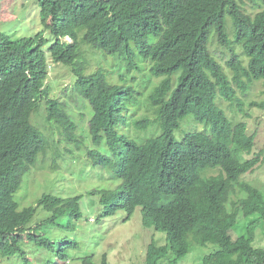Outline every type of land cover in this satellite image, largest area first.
Listing matches in <instances>:
<instances>
[{
    "label": "trees",
    "instance_id": "trees-1",
    "mask_svg": "<svg viewBox=\"0 0 264 264\" xmlns=\"http://www.w3.org/2000/svg\"><path fill=\"white\" fill-rule=\"evenodd\" d=\"M37 3L44 29L17 38L0 31V257L34 264V256L44 253L42 264H56L67 261V249L78 245L65 238L52 240L44 227H71L81 216L80 195L42 193L36 206L22 208L14 195L48 149L56 162L64 152L56 147L79 143L77 120L70 111L83 100L89 106L92 142L104 140L110 152L92 150L88 155L120 180L115 188L89 191L103 207L96 221L119 209L129 218L140 207L142 225L165 234V244L153 240L147 245L143 264L165 258L178 264L193 246L209 243L217 248L202 256L200 264H264V248L254 245L257 229L264 235V190L244 178L264 158L261 151L253 152L255 135L246 127L250 112L242 98L251 83H264V0ZM244 3L263 8L250 15ZM46 30L50 39L44 36ZM213 40L229 56V73L210 49ZM85 51L106 59L114 55L124 71L116 77L101 65L87 70ZM49 63L69 67L73 85L66 99L49 94ZM142 77L143 84L136 87ZM144 96L161 132L136 141L127 129L146 127L147 117L135 118L131 112L135 106L142 109ZM220 100L228 102L229 113ZM41 104L57 138L31 122ZM248 106L264 109V99L250 100ZM232 107L241 113L239 121ZM188 115L195 127L189 125L177 141L173 131ZM37 206L48 216L33 222ZM240 220L244 231L231 241L228 233ZM81 264H93L91 257Z\"/></svg>",
    "mask_w": 264,
    "mask_h": 264
},
{
    "label": "rangeland",
    "instance_id": "rangeland-1",
    "mask_svg": "<svg viewBox=\"0 0 264 264\" xmlns=\"http://www.w3.org/2000/svg\"><path fill=\"white\" fill-rule=\"evenodd\" d=\"M242 7L250 15H254L263 8V6L250 3H244ZM229 21V16H226V27L231 26ZM42 29H44V25L40 21L37 0H3L0 11V31L11 34L13 38H17L32 36ZM44 36L50 39L51 36L48 30L44 31ZM48 46L49 43L46 44L45 49ZM210 49L216 59L222 64L226 73H229L230 70L225 62V59H228L229 56L226 57L227 54H221V51H225V49L216 45V40L210 42ZM235 50L239 55L238 57L242 58L244 63L245 57H243L241 49L236 47ZM46 53L48 55L47 50ZM84 55L87 61V70H93L97 65H101L103 68L105 66L111 75L116 77L124 71V65L114 55L108 56L107 59L92 54L89 51H85ZM48 71L46 83L50 87V96L66 99L68 97L67 93L72 91L70 90V86L73 82L69 67L60 63H49ZM131 74H125V77L129 79ZM135 75L139 77V74L136 73ZM143 82L144 77L139 82H136V87H140ZM242 98L244 99V109L250 112V116L246 118V127L250 134L254 133L255 135L253 152L261 151L260 157L264 158V109L258 108V106H248L250 100L260 102L264 99V83L262 81L251 83L248 93L242 95ZM145 99L146 97L144 96L141 110L137 106L133 109L131 108V112L136 113L135 118L144 115L148 119L145 128L137 129L131 126L130 131L127 129L128 135L136 141L151 136H158L161 132L155 121L156 115H154L152 108L147 105ZM220 104L221 108L228 113L230 112L231 107H229L227 101L220 100ZM43 109L44 105L41 104L38 109L40 112L34 113V111L31 114V122L39 128L41 126L40 129L51 135L53 127L44 120V111L41 113ZM232 111L237 112L234 107H232ZM70 112L74 115L75 121L77 120L75 122V133L77 134L79 143L63 142L61 148L56 147L64 151L63 153L61 152L60 159L58 158L56 162L51 160L52 148L48 149L45 155L42 154L34 167H32L31 172L28 171L23 176L21 187L15 193L14 198L20 205L19 207L22 208L36 206L37 200L42 193H51L61 197L81 196L79 201L81 216L73 220L71 227L50 225L44 227L46 236L52 240L65 238L78 243L76 247L67 249L69 257L67 261H60L56 264H81V259L87 256L91 257L93 264H102L104 254L106 255L105 264H143L147 245L153 240L163 245L165 234L142 225L140 207H135L129 218H126V211L124 209H119L114 215L103 216L100 221H96L103 207L97 204L95 196L88 194L89 191L94 188H115L120 184V180L112 177L110 169L94 165L93 160L88 155L89 151L92 150L98 151L102 155H109L110 153L104 144V140L98 144H94L91 140L88 127L89 106L82 100L78 104H72ZM92 114L93 111L90 109V118ZM189 118L192 119V116L188 115L184 117L180 121L179 126L173 131L175 140H180L183 132H188L189 125L195 127L192 124L193 122L190 123L188 121ZM241 118V113L237 112L234 120L239 121ZM52 134L56 138L58 137L56 133ZM253 155L252 153L251 156ZM240 158H245V156L240 155ZM244 178L251 182L253 186L264 190V162H261L258 168H254L253 172L247 173ZM231 198L235 199V195H232ZM234 211L237 212L238 208H235ZM47 216L48 212L37 206L33 222L41 221ZM243 231L244 222L240 220L229 231L228 237L231 241H234ZM257 231L254 245L264 248V235L261 234L259 229ZM216 248L217 246L211 243L204 246L195 245L186 255L178 260V264H200L202 256L212 252ZM39 259H44V253H40L39 258H35L34 256V264H42V261ZM0 260H3L4 264H16L13 260L8 261L1 257ZM159 264H168L167 259L160 260Z\"/></svg>",
    "mask_w": 264,
    "mask_h": 264
}]
</instances>
